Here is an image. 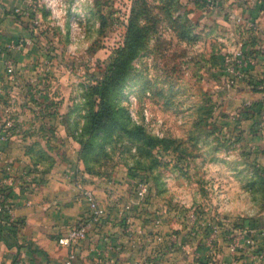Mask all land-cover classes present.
Masks as SVG:
<instances>
[{"label": "rangeland", "instance_id": "374dc122", "mask_svg": "<svg viewBox=\"0 0 264 264\" xmlns=\"http://www.w3.org/2000/svg\"><path fill=\"white\" fill-rule=\"evenodd\" d=\"M49 1L20 4L26 7L28 18L42 11L54 21L50 24L53 34L48 36L53 37L51 41L57 37L58 44L52 42L49 47L59 51L55 81L58 102L62 103L51 110L53 115L64 117L67 130H78L79 135L66 138L54 130L51 146L62 150L65 158L59 161L55 154L40 155L45 163L53 168L58 165L57 172L73 171L83 182V171L104 174L105 179L113 177L118 180L114 187L123 202L133 195L136 199L138 186L148 182L149 195L132 211H148V229L161 218V225L170 229L167 234L161 232L165 245L178 244L180 248L175 250L187 251L179 236L185 237L183 232L193 229L200 235L206 232L211 245L219 243V238L238 241L239 251L247 229H251L255 244L264 243L262 119L253 117L248 129L245 120L249 117L244 119L246 113L241 110L244 102L225 106L233 88L250 83L247 78L230 89L223 71V54L234 43V11L241 7H237L239 0H219L214 5L200 0L199 7L207 11L203 20L199 14H191L194 9L188 8L186 0H57L55 10L48 6ZM136 1L137 8L147 7L146 17L153 27L147 44L131 59L124 76H119L115 86L106 87ZM246 1L253 6L249 5L248 11L259 12V24L264 29L262 0ZM75 42L80 47L72 51ZM104 87L105 104L101 94ZM18 95L17 102L29 96L23 90ZM101 107L108 119L100 124L94 113ZM250 131L260 136L252 137ZM37 171L32 172L36 184L30 189L34 191L42 178ZM245 194L257 209L253 216L239 211L248 202L242 199ZM229 205L233 211H226ZM209 221L218 224L216 234L211 233ZM131 234L133 240L140 237ZM23 245L28 244L14 237L3 240L0 264H41L39 258L20 250ZM210 247L200 258L202 264L218 257L217 246ZM263 249L255 248V257L247 263L264 264ZM140 257L133 261L146 260Z\"/></svg>", "mask_w": 264, "mask_h": 264}, {"label": "crops", "instance_id": "0c3cea01", "mask_svg": "<svg viewBox=\"0 0 264 264\" xmlns=\"http://www.w3.org/2000/svg\"><path fill=\"white\" fill-rule=\"evenodd\" d=\"M20 1L29 3L30 0H0V45H6L21 36H30L33 40L31 44L20 49H11L5 56L0 54V84L3 85L5 92L11 90L10 93L15 94L14 111H16L14 114L16 127L5 146V154L7 161L11 163L12 173L21 174L23 170L30 169L36 174L35 171L38 169L40 172L37 171L38 176L42 177L35 191L28 189L26 185L14 187V194L18 197L14 213L25 217L27 221L19 227L18 237L21 243L28 245L21 246L20 250L23 252L25 249L27 253L36 256L41 264H47L46 259L49 264H65L70 249L58 243V238L78 218L86 216L88 204L76 185L77 179L81 177H77L73 171V173L71 171L57 172L58 165L54 168L50 167V163L46 164L45 158L40 155L55 154L61 161V158H65L63 151H58V148L51 146L52 138H54L53 131H59L57 132L59 136L72 139L79 135V131L67 130L64 126V117L58 113L55 114L56 116L53 115L54 109L51 110L52 107L57 108L58 104L62 103L58 102L60 94L58 83L55 81L60 65L57 60L59 51L58 49L53 51L49 47L52 42L58 44L57 37L51 41L53 37L48 36L53 34L50 31V24L54 21L42 15L40 11L41 17L39 14L35 16L40 18L41 22L32 27L30 17L15 11L17 6H24L20 4ZM185 2L188 8L194 9L191 14H199L200 20L206 17L203 16V12L207 11L199 7L200 0H186ZM240 5L241 7H238ZM249 5L246 0H239L238 8L234 12L241 14L248 11ZM9 58L16 63V78L3 84V79H7L6 65ZM263 73L264 61L256 67L253 74L258 77ZM241 86L231 90L230 97L227 98L230 100L226 99L225 106H241L243 102L251 100L256 108L255 116L261 119L264 116V91L254 89L248 83ZM22 90L26 91L29 96L21 97V101L17 102L18 93ZM50 95H53L54 99ZM3 96L0 93V113L6 102ZM245 118L247 117L244 116ZM251 118L245 120L248 122V129L253 123V116ZM250 132L253 134L252 137L260 136L257 135L259 133L257 131L256 133ZM261 140L264 146V134ZM262 150L261 155L264 162V149ZM72 159H75V156H72ZM83 173L86 174L84 184L95 191L105 215L100 225L93 227L84 239L72 247L76 252L74 264H133L134 257L140 255V258L147 261L155 260L158 264H202L200 258L205 250H210L209 245L212 248L217 246L220 251L218 257L214 262L210 261V264H246L245 262H248L251 256L256 255L254 250L258 246L250 243L249 234H242L244 240L241 247L243 249L237 252L231 250V242L225 240L226 238L222 241L219 238V243L211 245L206 239V232L200 235L197 231L194 232L195 229L190 230L189 233L185 230L183 232L185 237L179 236L186 252L175 250L178 244H174V247H168L166 243L159 246L153 239V235L156 231L167 234L169 228L155 224H151L152 228L149 229L145 227L150 223L147 219L148 211L145 209L137 214L135 210L132 211L134 205L136 206L132 202L134 195L133 198L125 200L126 203L123 202L114 187L118 182L117 179L113 177L105 179L104 174L91 175L86 171ZM127 204H131V209H125ZM127 213L130 214L127 215ZM132 232L140 237L133 240ZM192 232L195 234L191 235ZM151 242L152 244L149 245L148 243ZM2 244L3 239L0 240V245ZM260 244L259 246H264V243ZM14 247L12 246L10 251L13 252ZM262 255L264 258V252Z\"/></svg>", "mask_w": 264, "mask_h": 264}, {"label": "built area", "instance_id": "2783aa9c", "mask_svg": "<svg viewBox=\"0 0 264 264\" xmlns=\"http://www.w3.org/2000/svg\"><path fill=\"white\" fill-rule=\"evenodd\" d=\"M57 0H50L48 6L55 7ZM207 4L214 5L219 2V0H205ZM261 8H264V0L261 1ZM244 5V4H243ZM26 7L17 6L15 11L18 14L30 15ZM51 10V9H50ZM52 10H55L54 8ZM234 29L232 34L234 37V43L230 46L227 51L224 52L222 57L223 71L226 76L227 86H236L238 83H244L247 78L250 80V85L254 88V82L257 83L258 87H264L261 78H264V73L256 77L253 72L258 65L264 61V29H262L259 24V19L256 14L251 11H244L241 14L234 13ZM41 19L38 17L31 18L33 25L40 23ZM260 39V40H259ZM32 38L30 36H21L20 38L10 41L6 45H0V54H9L8 51L15 48H22L28 44L32 43ZM6 76L7 79H3L2 83L6 81L15 80L16 78V63L13 59L9 58L6 65ZM264 91V89H262ZM11 90L5 92L3 85L0 84V93H2L3 99L6 101L2 111L5 113L2 120L0 121V185L5 187H11L14 189L16 185H26L28 189L34 186L35 180L33 179L34 174L30 170H24L21 174L12 173L11 163L7 161L5 154V146L8 143L13 129L16 127V120L13 116L14 110V98L15 94L10 93ZM8 96V98H7ZM243 108L255 109L254 103L251 100H247L243 103ZM253 113V112H251ZM262 126L264 128V116L261 117ZM76 184L80 189L82 196L86 199L88 204V209L86 216L79 218L74 224H72L62 235L58 238V243L66 246L70 249L68 257L65 264H74L76 258V252L73 250V246L77 244L80 240L84 239L88 232L98 225H100L104 218V208L101 206L95 191L92 188L87 187L81 178L77 179ZM32 185V186H31ZM149 192L148 182L140 184L136 190V199L134 198L132 202L134 204H141ZM4 200L9 203H16L10 206L9 211L12 216H18L14 213L15 208L18 204V197L13 194ZM131 204L125 205V209H131ZM1 210V207H0ZM124 211V210H123ZM12 217V218H13ZM155 224L157 226L161 225L162 219L156 218ZM207 225L211 229V233L216 234L219 230V226L214 222H207ZM252 232V231H251ZM153 239L157 242L165 244V237L161 232L156 231L153 235ZM249 241L251 244H255V239L249 234ZM238 241H233L230 244L232 251L238 250ZM133 264H157V261H133Z\"/></svg>", "mask_w": 264, "mask_h": 264}, {"label": "trees", "instance_id": "16d2710c", "mask_svg": "<svg viewBox=\"0 0 264 264\" xmlns=\"http://www.w3.org/2000/svg\"><path fill=\"white\" fill-rule=\"evenodd\" d=\"M137 1L131 8V13L128 18L127 23V29L125 34L124 43L122 46L118 48V55L114 57L115 62L112 63V69L107 76V80L105 82L106 87H110L112 85H116L119 82V79L124 76L125 74V68L129 66V63L131 59L137 57L139 55L140 50L147 44L149 31L153 27V23L151 21H148L147 19V7H140L137 8ZM148 21V23H147ZM33 27V24H32ZM121 71V72H120ZM260 81H263L264 78H261ZM254 84V89L262 90L264 87H258ZM106 87H104V91H101L102 98H103V104L106 102ZM104 106V105H103ZM243 112L246 113V117H254L255 116V109H241ZM253 112V113H251ZM94 116L98 117V121L101 124L103 120L108 119V114L104 112V107H101L98 111L94 113ZM96 120V122H97ZM85 156V151H84ZM14 194V189L11 187H5L3 185H0V239H3L4 241H9V237H14L19 239V227L26 224V218L23 216H12V214L9 211L10 206L15 205L16 203H9L8 201L4 200V198H8ZM149 195V194H148ZM13 217V218H12ZM251 229H247V233ZM7 233L8 235L4 236V233ZM264 233V232H263ZM264 242V241H263ZM11 245V244H10ZM256 247L260 244H254ZM258 248V247H257ZM260 248V247H259ZM247 264V262H245Z\"/></svg>", "mask_w": 264, "mask_h": 264}, {"label": "clouds", "instance_id": "9594fccd", "mask_svg": "<svg viewBox=\"0 0 264 264\" xmlns=\"http://www.w3.org/2000/svg\"><path fill=\"white\" fill-rule=\"evenodd\" d=\"M83 39V37L81 38ZM80 47V44L79 42H75L72 47H71V50L72 51H76L78 48ZM242 199H245L247 200L248 202L245 203L240 209L239 211L246 214V215H249V216H253L256 214V207L255 205L253 204V202L247 198L246 194L242 197ZM226 211H233V205H229L227 208H226Z\"/></svg>", "mask_w": 264, "mask_h": 264}]
</instances>
